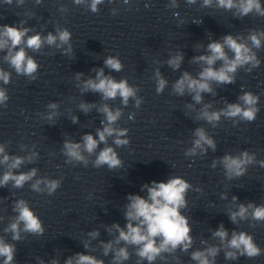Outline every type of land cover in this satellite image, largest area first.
I'll use <instances>...</instances> for the list:
<instances>
[{
  "label": "clouds",
  "instance_id": "1",
  "mask_svg": "<svg viewBox=\"0 0 264 264\" xmlns=\"http://www.w3.org/2000/svg\"><path fill=\"white\" fill-rule=\"evenodd\" d=\"M36 4L42 0H35ZM76 5L87 7L92 13L99 12V6L105 0H73ZM109 3L112 0H108ZM198 0H186L189 5L197 4ZM7 5H12L13 0H4ZM17 5H24L25 0H16ZM128 3V0H124ZM167 8L179 7L178 0H169ZM200 7L223 9L232 12L235 18L242 19L249 15L264 17V4L261 0H202ZM61 12L67 8L60 7ZM112 14H117L113 8ZM174 17H179L178 12H173ZM27 21L21 20L14 25H0V53H4L0 59L7 63L17 75L25 76L32 81L37 79L40 65L29 50L33 53L44 54L45 47L60 50L63 55L70 56L73 53L71 44L72 33L57 25L55 31H48L43 34L35 31L33 27H26ZM184 21L181 19L180 24ZM193 23L199 24L193 21ZM31 33V34H30ZM205 51L202 54L193 56L190 63L198 64L200 71L194 76L189 71H183L178 79L171 85L172 94L183 97L186 94L191 96L192 103H187L186 108L195 112L197 121H205L213 128L218 127L223 119L232 120L234 126L239 122H254L260 111L258 107L260 97L251 91H245L241 86V94L237 102L225 101V106L219 109L213 107V102H205L204 94L216 95V88L213 85H229L236 82V74L240 69L251 73L261 65L257 51L264 47V30L251 29L247 36L242 34H226L220 39H210L204 45ZM184 61V54L176 52L168 58L167 65L173 70H179ZM219 63V67L217 64ZM105 68L114 72H121L124 68L122 61L117 56L109 55L104 60V67L94 68L95 76L82 79L84 73H75L76 87L81 94L86 92L97 93L103 103H88L81 101L78 108L85 114L93 109L103 118L101 127L95 129V134L86 133L82 135L79 142L72 139H65L62 145V154L66 157L67 164H82L87 167L89 163L95 168L107 166L109 170L122 167L123 161L116 148L127 146L130 143L128 128L118 126L123 116L124 108L131 101L138 109L143 103V98L138 95V86H133L126 78L117 80L111 74H105ZM12 73L0 67V106L7 107L9 95L6 87L11 82ZM154 80L156 93L163 94L169 81L161 74L159 68L155 70ZM120 98L123 107L113 108L107 101ZM197 105L200 107L197 109ZM47 112L41 113L46 121L54 122L59 116L60 104L50 102L47 104ZM131 118V117H130ZM78 117L71 115L72 123L78 122ZM194 139L192 146L187 148L184 155L188 158L203 156L211 149L217 148L216 140L209 135L203 126L195 128L192 132ZM109 139L112 144H109ZM103 144L101 148L100 145ZM112 145H115L113 147ZM21 150L26 145H21ZM35 146L33 145V148ZM8 144L0 143V166L4 171L0 175V187L11 185L12 188L20 189L30 182V188L37 193H47L52 196L61 186L60 179L49 178L38 175L39 169L32 167L27 171H17L25 164L35 162L39 153L31 150L26 155L9 154ZM99 149V150H98ZM95 156V159H90ZM259 163L264 168V160L257 161L256 154L248 150L236 154L225 153L222 157L213 159L210 167L215 169L218 166L223 169L227 180L232 181L246 175L250 165ZM191 166V165H190ZM193 186L180 176H170L166 182L152 181L144 184L141 192L145 195L129 194L127 203L124 205V217L126 224L119 223L106 225L107 233L112 237L107 242L99 240L96 248L92 241L97 240L101 233L94 229L87 233L88 240L83 242L87 250L78 252L67 257L64 264H105V260L89 254L96 250H102V255L108 257L111 254L110 264H125L133 255L129 251L131 247L137 257L136 264H155L160 260H167L169 256L179 261L176 253L183 252L190 255L191 261L195 264H216V258L221 252L227 261H237L240 257L254 259L264 254L253 235L246 231L232 230L231 233L220 223L218 228L211 230L210 243L207 239H201L202 248L193 249L195 239L192 235V227L189 217L183 214L187 207V194ZM195 191L202 192L203 189L196 188ZM220 199L227 200L226 193H221ZM12 212L9 223L3 229L5 234H10L12 241H21L24 233L41 236L45 232L43 221L30 207L25 199H17L12 202ZM227 215L230 221L239 225L242 221L264 222V204L255 202H239L237 196L231 197V203L227 207ZM251 226H255L253 223ZM16 244L8 242L5 236H0V261L2 264H16ZM39 264H45L42 258L37 257ZM48 264H60L59 260L53 258Z\"/></svg>",
  "mask_w": 264,
  "mask_h": 264
}]
</instances>
